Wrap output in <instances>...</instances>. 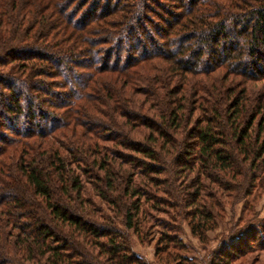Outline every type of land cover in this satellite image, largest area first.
<instances>
[{"label":"trees","instance_id":"16d2710c","mask_svg":"<svg viewBox=\"0 0 264 264\" xmlns=\"http://www.w3.org/2000/svg\"><path fill=\"white\" fill-rule=\"evenodd\" d=\"M257 190L264 0H0V264H194Z\"/></svg>","mask_w":264,"mask_h":264},{"label":"rangeland","instance_id":"374dc122","mask_svg":"<svg viewBox=\"0 0 264 264\" xmlns=\"http://www.w3.org/2000/svg\"><path fill=\"white\" fill-rule=\"evenodd\" d=\"M240 20L237 13L233 12L232 15L226 21V29L230 34L234 33V23ZM255 198L253 202L248 203L253 207V217L256 220H247L248 216H243V220L240 222L238 218L243 215L245 211H242V201L232 203L230 206L227 205L224 208V212L221 214L220 218L217 220V226L215 229L206 232V241L201 244L195 237H192L189 234L188 227L182 223L180 239L184 244V250H179L178 253L186 255L194 259V264H202L204 261L205 264L208 261L207 257L211 253L221 252V249L226 251V243L228 241L229 229L233 227V230L236 231V235H233L232 239L235 237L238 240L233 241V245H237L240 249H237L235 258L229 264H264V237L262 235H256V232H259L264 225V190L255 191ZM251 197H249L250 199ZM96 199V198H94ZM246 224L259 225V230H253L244 227L242 225ZM116 226L119 229L123 230V227L116 223ZM242 226V227H240ZM127 237L130 245L131 251L138 256V258L148 264H163L157 262L153 258V240H148L140 243L135 235L131 231H127ZM253 238V241L250 240ZM255 238V239H254ZM223 240V241H222ZM227 240V241H226ZM222 241V242H221ZM226 241V242H224ZM250 247V248H249Z\"/></svg>","mask_w":264,"mask_h":264}]
</instances>
